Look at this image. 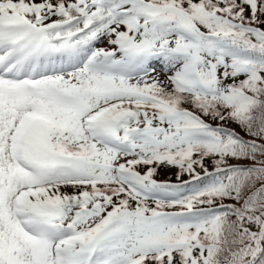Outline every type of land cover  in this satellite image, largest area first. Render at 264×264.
I'll use <instances>...</instances> for the list:
<instances>
[{"label": "snow or ice", "instance_id": "1", "mask_svg": "<svg viewBox=\"0 0 264 264\" xmlns=\"http://www.w3.org/2000/svg\"><path fill=\"white\" fill-rule=\"evenodd\" d=\"M0 264H264V0H0Z\"/></svg>", "mask_w": 264, "mask_h": 264}]
</instances>
